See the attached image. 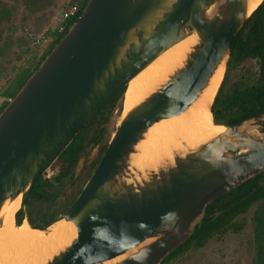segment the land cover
Masks as SVG:
<instances>
[{
	"label": "water",
	"instance_id": "water-1",
	"mask_svg": "<svg viewBox=\"0 0 264 264\" xmlns=\"http://www.w3.org/2000/svg\"><path fill=\"white\" fill-rule=\"evenodd\" d=\"M252 13L249 0L88 1L0 113V212L20 196L23 204L132 79L187 37L198 42L165 84L123 116L81 193L42 230L63 220L77 228L47 264H162L191 238L209 206L264 173V132L252 133L264 117L223 125L222 134L174 154L173 164L145 178L131 165L150 128L188 110L227 65Z\"/></svg>",
	"mask_w": 264,
	"mask_h": 264
},
{
	"label": "trees",
	"instance_id": "trees-1",
	"mask_svg": "<svg viewBox=\"0 0 264 264\" xmlns=\"http://www.w3.org/2000/svg\"><path fill=\"white\" fill-rule=\"evenodd\" d=\"M88 1L89 0H83L79 5L76 3L70 5H78L79 12L77 16L66 20L63 23L62 27H64V30L57 33L55 41L49 47L47 52L42 55L34 68L32 70H25L18 75L13 89L6 93L8 99H12L16 95L43 59L65 35L68 28L78 20ZM3 3V0H0V12ZM0 18H2L1 15ZM246 60H256L258 62L259 72L255 82L251 85H236L228 93H225V87L231 69L236 64H242ZM227 66L228 75L225 80L222 81L211 106V113L214 121L217 124L226 127H233L252 118L264 117V1L252 13L235 37ZM124 91L125 89L116 95L97 116L82 128L68 148L61 154L59 160L63 161L62 170L55 177L54 181L51 182L50 180L41 178L36 183L29 196L23 201V206L26 209L31 208L32 201H48L49 196L53 195L61 188V183L73 175V170L84 151H86L87 148H95L99 146L101 154L97 161L94 164H91L92 172L89 174L88 180L90 179L107 150L110 142V140L105 141L106 136L108 135L107 126L112 119L114 111L117 109L119 101L122 99ZM7 104L8 101L0 107V113ZM95 125L96 128L92 131V135L89 137L87 132ZM263 179L264 173L250 179L230 193L218 198L208 207L203 222L195 229L191 238L187 240L184 245L170 254L164 260L163 264L168 263L179 254H182L191 248L204 247L206 243L217 234L234 230L236 227L234 220L247 213L256 204L258 205V208L254 214V243L256 246V258L254 264H264V185L260 184ZM83 187L79 189V192L75 196L64 204L63 211H66L76 200ZM26 209H20L16 213L15 220L17 224H21V222L27 217V220L32 227L44 230L47 225L55 220V217L46 209H40L38 213L43 220L42 224H38L32 215L29 213L27 215ZM236 230L239 231L240 228Z\"/></svg>",
	"mask_w": 264,
	"mask_h": 264
},
{
	"label": "rangeland",
	"instance_id": "rangeland-1",
	"mask_svg": "<svg viewBox=\"0 0 264 264\" xmlns=\"http://www.w3.org/2000/svg\"><path fill=\"white\" fill-rule=\"evenodd\" d=\"M82 1L3 0L0 12L2 16L0 18V107L10 100L6 93L13 89L18 75L25 70H32L55 41L57 33L65 22L64 10L72 4L79 5ZM227 71L226 65L223 80L228 75ZM258 72L259 66L256 60H246L242 64H236L229 73L225 93L236 85L253 84ZM121 101L107 126L108 135L105 141L111 140L118 127ZM95 128L96 125L87 132L89 137ZM263 132L264 127L254 128L252 131L255 135ZM99 148V146L90 147L84 151L73 170V175L61 183V188L49 196L48 201H32L30 209H26L23 204L20 209H26L27 215L28 213L32 215L38 224H42L43 220L38 213L40 209H46L57 219L64 212V204L85 186L92 172L91 164H94L101 154ZM151 158L154 160L152 161ZM158 158L159 155H151L152 164L146 161L148 168ZM62 165L63 161L58 158L42 178L53 182L61 172ZM257 208L256 204L247 213L237 217L234 220L236 226L234 230L217 234L204 247L191 248L164 264H254L256 258L254 214ZM238 228L239 231L236 230Z\"/></svg>",
	"mask_w": 264,
	"mask_h": 264
},
{
	"label": "bare ground",
	"instance_id": "bare-ground-1",
	"mask_svg": "<svg viewBox=\"0 0 264 264\" xmlns=\"http://www.w3.org/2000/svg\"><path fill=\"white\" fill-rule=\"evenodd\" d=\"M262 1L264 0H249V13ZM197 42V35L187 37L164 52L131 80L121 99L118 125L129 110L159 89L184 65ZM223 78L224 67H221L188 110L177 117L162 120L150 128L145 139L138 145L137 153L132 155L131 162L132 167L144 178L165 164H173L174 154L184 156L226 130L223 125L214 121L210 111ZM151 155H159L153 165L150 161ZM146 161H150V168ZM21 199L20 196L14 202H8L0 212V264H47L77 237V228L74 223L65 220L55 223L47 231L35 229L27 220L17 224L15 215L22 206Z\"/></svg>",
	"mask_w": 264,
	"mask_h": 264
},
{
	"label": "built area",
	"instance_id": "built-area-1",
	"mask_svg": "<svg viewBox=\"0 0 264 264\" xmlns=\"http://www.w3.org/2000/svg\"><path fill=\"white\" fill-rule=\"evenodd\" d=\"M78 12H79L78 5H73V6L68 7L63 12V21L76 17ZM63 30H64V27H61L60 32H62Z\"/></svg>",
	"mask_w": 264,
	"mask_h": 264
}]
</instances>
